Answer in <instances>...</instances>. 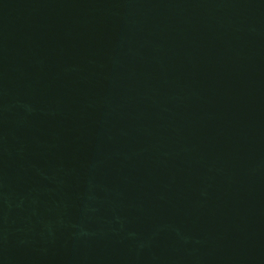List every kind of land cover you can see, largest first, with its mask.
Wrapping results in <instances>:
<instances>
[{"label":"water","instance_id":"obj_1","mask_svg":"<svg viewBox=\"0 0 264 264\" xmlns=\"http://www.w3.org/2000/svg\"><path fill=\"white\" fill-rule=\"evenodd\" d=\"M0 264H264V0H0Z\"/></svg>","mask_w":264,"mask_h":264}]
</instances>
